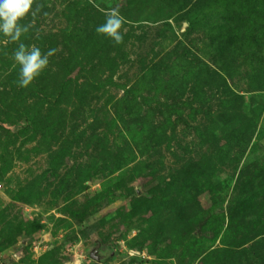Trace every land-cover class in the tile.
<instances>
[{
  "label": "rangeland",
  "instance_id": "rangeland-1",
  "mask_svg": "<svg viewBox=\"0 0 264 264\" xmlns=\"http://www.w3.org/2000/svg\"><path fill=\"white\" fill-rule=\"evenodd\" d=\"M20 23L0 264H264V0H34ZM21 42L56 49L28 88Z\"/></svg>",
  "mask_w": 264,
  "mask_h": 264
},
{
  "label": "clouds",
  "instance_id": "clouds-1",
  "mask_svg": "<svg viewBox=\"0 0 264 264\" xmlns=\"http://www.w3.org/2000/svg\"><path fill=\"white\" fill-rule=\"evenodd\" d=\"M34 0H0V34L9 42H18L21 37L29 32L31 24L20 23L32 10ZM106 21L97 27L99 34L107 35L116 44L123 42L121 28L123 19L118 10L111 9L105 13ZM56 53V49L42 52L36 45L19 43L12 53V59L19 66L18 87L28 88L43 73L50 64V57ZM7 54V53H5Z\"/></svg>",
  "mask_w": 264,
  "mask_h": 264
},
{
  "label": "trees",
  "instance_id": "trees-1",
  "mask_svg": "<svg viewBox=\"0 0 264 264\" xmlns=\"http://www.w3.org/2000/svg\"><path fill=\"white\" fill-rule=\"evenodd\" d=\"M0 123H1V122H0ZM1 124H2V123H1ZM12 126H13V125H10V124L7 125L8 128H11ZM15 126H16V125H15Z\"/></svg>",
  "mask_w": 264,
  "mask_h": 264
}]
</instances>
